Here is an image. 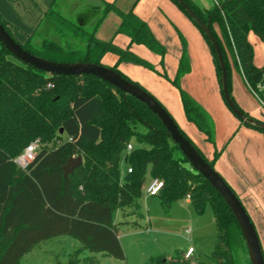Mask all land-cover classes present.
Segmentation results:
<instances>
[{
  "label": "trees",
  "instance_id": "1",
  "mask_svg": "<svg viewBox=\"0 0 264 264\" xmlns=\"http://www.w3.org/2000/svg\"><path fill=\"white\" fill-rule=\"evenodd\" d=\"M171 1L206 41L214 61L218 90L229 108L221 89V69L214 46L184 7L177 0ZM184 1L208 26L220 47L228 77V92L235 106L239 107L231 92L233 69L241 73L250 90L264 101V91L251 83L252 75L259 68L254 64L253 45L248 40L252 32L264 44V0H219L212 9L204 10L193 0ZM101 2L104 7L101 10L97 7L99 15L92 27L93 32L80 48H66L47 37L36 44L33 39L37 31L22 43L12 36L9 24L2 17L0 23L23 49L47 60L102 64L104 55L114 54L116 61L107 67L127 80L131 79L118 69L120 63L151 70L176 90L186 121L204 135V140L214 144L215 124L208 112L182 86V76L190 70L183 36L180 35L183 48L178 66L170 78L164 69L157 70L130 48L131 45L148 48L160 56L159 64L163 67L166 47L156 40L147 22L136 16L132 9H120L114 0ZM110 11L120 17L115 33L129 37L124 48L112 39L103 40L94 34ZM45 17L59 31L84 30L82 24L63 18L52 7ZM132 82L141 87L138 82ZM239 109L253 120L264 123L241 107ZM236 119L264 135V129L259 125L239 117ZM140 126L146 128L145 132L139 130ZM178 127L213 167L221 151L214 148L212 157L207 158ZM61 128L63 133H60ZM36 138L41 144L36 156L25 169H19L12 159ZM130 142L133 148L126 152ZM73 155H81L83 164L64 177L62 166ZM121 162L131 171L121 173ZM147 171L152 178L162 180V189L156 196L166 208L184 197L189 198L197 213L211 207L216 240L208 259L197 258L196 264H251L245 254L247 248L242 232L228 205L191 167L178 144L171 140L166 127L145 104L99 77L89 74L49 75L17 60L0 43V264H20L24 254L40 241L59 235L76 238L81 248L73 250L65 262L57 259L55 264H79L86 258L81 257L83 251L104 253L123 260L125 254L113 215L118 209L124 216L137 211ZM145 264L191 262L184 260L183 253H180L170 258L166 255L152 257Z\"/></svg>",
  "mask_w": 264,
  "mask_h": 264
},
{
  "label": "rangeland",
  "instance_id": "2",
  "mask_svg": "<svg viewBox=\"0 0 264 264\" xmlns=\"http://www.w3.org/2000/svg\"><path fill=\"white\" fill-rule=\"evenodd\" d=\"M123 1H128L129 4H131L130 6L135 3V0ZM194 1L202 9H212L215 5H217V2H219V0H201L199 2L197 0ZM114 2H116V5L121 8L120 4H123L122 1L119 2V0H114ZM99 5L100 6L95 3H87L84 0H75L72 4H68V9H65L63 12L64 14L62 13L61 16L63 18L65 17L69 20H72L74 23L82 24L84 30L77 29L74 31H59L55 28L53 23H48L39 28L36 33V37L33 39L34 43L37 44L40 42L41 38L47 37L48 39L51 38L58 41L66 48L83 47L85 45L86 38L90 35V33L93 32L92 27L94 26L99 15L97 7H99V10L103 9L104 7V5L101 3H99ZM156 16L157 32H159V34L162 36V42H165L167 51L169 53L167 56L168 58H166L165 61V66L167 75L171 77V73L175 68L174 56L179 49L178 46L180 44V39L177 31H175L174 27L170 23L169 26L172 30L166 29L163 24V20L161 21L158 14H156ZM156 16L154 18H156ZM191 25L194 28H192V26H184L183 30L178 29L182 32L183 37L186 39L189 45V52L193 53V74L187 77L189 83L188 87H190L189 90H192V94L199 95L203 93L206 95L207 93H212V91L215 90V87H218L214 61H212V55L202 34L196 29L193 23H191ZM175 26L178 27L177 24H175ZM102 65L104 64L102 63ZM132 78L133 77H130L129 79L137 82ZM145 79L149 83V86L145 88L142 84L140 85L139 83V85L145 88L147 92L152 94L158 102L162 103L166 110H168V112L171 114L175 123L182 127V122L179 118V115L183 114V109H181L179 95L176 91H174L175 89L171 88L173 90L170 93H161L164 89L162 85L161 87L158 86V83H156L151 78L146 77ZM197 88H199L200 93L195 91ZM183 89H185L184 86ZM191 93L190 95H192ZM216 93H218L221 97L219 90H217ZM251 98L253 101H255L261 112L264 113V107L258 102L256 97L252 96ZM228 110L231 113V116L237 120L229 108ZM139 130L141 132H145L146 128L140 126ZM221 134L222 132L217 133L218 136L215 135L213 138L215 141L214 144L206 142L204 146L201 145L200 147H197L202 152V154L208 152L209 149L212 154L214 148H217V150L221 151V153L223 152L221 163L226 162L227 164L232 165V168L235 170V172H237L235 174L240 181L241 178L243 179L246 177H243V173L240 172V170H237L242 166L241 161L236 159L235 156L231 154V152L225 153L227 148L224 149L225 141ZM213 167L216 171H218L215 167V164ZM260 169L261 180H264V165ZM126 170V165L121 162V173L125 172ZM218 172L223 177V179L228 182L226 177L220 171ZM262 183L264 185V181ZM228 185L230 186L229 182ZM241 188L243 189V187ZM232 189L234 192L236 190L235 193L238 199L242 201L248 216H250L252 220L255 231L259 236L260 245L264 255V191L262 190L263 192H260L257 194V196H255L249 192H238V188L234 189L233 187ZM138 202L140 206L132 215H121L119 210L115 212V217H117V220L119 221V227L121 230L119 233L122 239V249L124 251L125 258L123 260H117L109 255H99L96 257V259L92 257V259L89 260V255H84L83 253L81 257L86 258L79 262V264H145L152 257L165 255L169 258L176 257L178 254L183 253L190 245L197 250V253L194 259H185L183 257L184 260H190L191 264H196L197 258L203 261L208 259V255L213 250L216 240L215 222L210 206H207L202 213H197L192 208L191 203H184L185 198H183L181 201L187 207L185 210L177 209L176 206L171 207L173 203L170 205V207L166 208L160 203L157 197L153 198L152 200L147 199L146 201L144 196H141ZM189 216L194 218V221L196 219L193 224H191L192 220L189 218ZM169 217L174 220H170ZM186 228H191L193 230L188 234L185 232ZM133 231L137 232L126 235V233H132ZM78 245L79 242L74 237L67 235L57 237L55 236L53 239L40 241L39 244H37L30 252L25 253L20 263L55 264L57 259L65 262L71 251L77 248ZM245 254L247 255V250H245Z\"/></svg>",
  "mask_w": 264,
  "mask_h": 264
},
{
  "label": "crops",
  "instance_id": "3",
  "mask_svg": "<svg viewBox=\"0 0 264 264\" xmlns=\"http://www.w3.org/2000/svg\"><path fill=\"white\" fill-rule=\"evenodd\" d=\"M74 1L75 0H0V17H2L9 24L12 36H14L19 42L23 43L26 41L28 35H31L33 34V32L38 31L39 28H41L45 24L50 23V20L46 19L45 17V13L48 11L50 7L55 9L58 13L62 14L65 9H68L67 5L70 3L72 4ZM84 1H86L87 3H95L98 6H100L99 3L103 4L101 0H84ZM120 1L123 2V4H120L121 7L120 9L125 11L127 9H132L136 16L140 17L141 19H144L147 22L150 31L153 33L156 40L161 42L164 45V47H166V44L165 42H162L163 40L162 36L159 34V32H157L156 14H158L161 21L163 20V24L166 29H171L169 26L171 24L174 27L175 31H177L180 39V44L178 46L179 49L176 52V55L174 56L175 68L174 71L171 73L170 78H172L175 75V71L178 66V58L183 48L181 43L182 39L180 36V35L183 36V34L178 29L183 30L184 26L187 27L192 26L191 25L192 22L190 21V19H188L184 14H182V12L176 7V5L171 0H135V3L132 6H130L131 4H129L128 1L119 0V2ZM197 1L199 2L201 0H197ZM193 2L196 4L194 0ZM197 6L199 7V5ZM155 16L156 18H154ZM119 23H120V17H118V15L115 12L110 11L103 17L100 24L97 26L94 34L98 38L103 40L112 39L116 45L124 48L129 43V37L121 33H115ZM175 24H177L178 27H176ZM192 28L194 27L192 26ZM184 40L186 41L185 38ZM248 40L250 44L253 45L254 64L259 68V71L252 75L251 83H254L256 87L264 91V44L252 32L251 34H249ZM186 47H187L188 61L190 62V70L188 73L182 76V81L186 91L191 93L192 90H189L190 87H188L189 83L187 77L193 74V62H192L193 53L189 52V45L187 41H186ZM130 48L141 58H144L150 63H152L157 70L164 69L167 74L166 66H165L166 65L165 61L166 58H168L167 56L169 54L167 51V47H166V53L163 57V63H164L163 67H161L159 64L160 56L153 53L148 48L139 45H131ZM116 58L117 57L114 54H106L103 56L101 63H103L104 65L112 66V64L116 61ZM118 69L127 78L133 77L132 79H135V81L140 83V85L142 84L143 87L145 88L149 86V83L145 79L146 77H148L153 79L156 83H158V86L161 87L162 85L164 89L162 90L161 93H168V92L170 93L173 90L171 89L173 87L168 81H165V79H160L162 78L161 76H158L156 73L152 72L151 70L145 67H139L137 65L129 64V63L128 64L120 63L118 65ZM217 90L218 87L217 88L215 87V90H213L212 93L209 94L207 93L206 95L203 93L199 95L192 93L191 94L193 95V98L199 103V105L203 109H205L206 112H208L213 123L215 124L216 133L214 134V137L215 135H217V133L222 132L221 135L225 141L224 149L227 148L225 153L231 152V154H233L236 159L241 161L243 167L241 166L240 169H237L236 167V169L238 171L240 170V172L243 173L242 175L243 177L244 176L246 177L242 179L241 176L240 177L241 180L239 181L238 177L235 174L237 172L233 170L232 165L227 164L226 162L221 163L223 152L221 153L219 159L215 162V167L226 177L227 181L229 182L232 188L233 187L234 189L238 188L239 189L238 192L242 191L241 193L249 192L250 194L252 195L254 194L255 196H257V194L264 191L263 188L264 185L262 183L264 180L263 179L261 180L260 177L261 174L260 168L264 165V135L257 129L246 127L244 126L243 123H240L239 120L238 121L235 120L231 116V113L229 112L228 108H226L224 101H222L223 99L219 96L218 93H216ZM195 91H198L200 93L199 88L195 89ZM231 92L234 97V100L236 101L237 105H239V107H241L250 116L255 117L258 120L264 121V113L261 112L259 107L256 105L255 101H253V99L251 98L252 96L254 97V94L252 93V91H250V88L248 87L241 73L235 69H233L232 71ZM179 118L182 122L181 128L185 132V134L189 137V139L193 140L198 147H200L201 145L204 146L205 143L207 142L206 140H204V135L193 124L191 125L186 121L184 113L182 115L180 114ZM203 155H205L207 158L212 157L210 149L208 152L203 153ZM151 179L152 177L150 173L147 171L145 181L141 187L142 188L141 196L142 197L144 196V199L146 201L147 199L152 200L155 197L158 198V196H151L147 193V185L150 183ZM241 187H243V189ZM184 198H185L184 203L186 204L188 202L190 203L188 197H184ZM182 199H178V201L172 202L173 204L171 205V207L176 206L177 209L185 210V208L187 207L184 203L181 202ZM119 212L121 213V215H124L121 210H119ZM189 218H191L192 220L191 224H193L196 221V219L194 221V218H192L191 216H189ZM169 219L174 220L171 219V217H169ZM113 220H114V224L116 225L117 236L119 237V241L122 246L123 245L122 239L119 233L121 232V230L119 227V221L117 220V217H115V213L113 215ZM189 229H190L189 233H191L193 229L191 228ZM135 232L137 231H133L132 233H126V235L133 234ZM78 248H81L80 242L78 247L75 249ZM83 253L84 255H91L95 259L99 255L101 256L107 255L104 253L102 254L90 253L88 251H83ZM196 253L197 250L195 249L192 259L195 258Z\"/></svg>",
  "mask_w": 264,
  "mask_h": 264
},
{
  "label": "water",
  "instance_id": "4",
  "mask_svg": "<svg viewBox=\"0 0 264 264\" xmlns=\"http://www.w3.org/2000/svg\"><path fill=\"white\" fill-rule=\"evenodd\" d=\"M185 9L187 14L191 15L193 20L199 26L201 31L207 35L210 43L214 46L217 61L221 69V89L224 94V99L229 108L232 109L234 115L241 120L259 125L264 129V123L253 120L244 114L239 107H236L230 92L227 87L226 67L222 58L220 47L217 45L215 38L213 37L208 26L195 15L189 5L184 0H177ZM0 43L5 49L10 52L17 60L35 67L47 74L56 75H81L89 74L95 77H99L105 80L110 85L115 86L125 94L132 95L138 101L145 104L149 110H151L161 123L166 127L167 133L174 143L179 146L183 156H185L190 163L191 167L200 173L211 186H213L219 193L224 202L228 205L233 217H235L239 226L240 232L244 238L245 247L247 248L248 258L251 264H264L263 250L260 245V240L250 216H248L246 209L232 190L231 186L223 179V177L216 171L207 161L199 154L197 149L187 138L182 134L178 125L174 122L168 110L159 103L155 97L149 94L145 89L133 83L131 80H127L121 76V74L114 69H111L102 64H94L91 62H56L53 60H47L38 55L32 54L29 51L22 48L21 44L15 41V39L8 34L5 27L0 23ZM60 133H63V129H60ZM83 164L81 155H73L68 157V161L62 166L63 175L67 177L72 173L74 169Z\"/></svg>",
  "mask_w": 264,
  "mask_h": 264
},
{
  "label": "built area",
  "instance_id": "5",
  "mask_svg": "<svg viewBox=\"0 0 264 264\" xmlns=\"http://www.w3.org/2000/svg\"><path fill=\"white\" fill-rule=\"evenodd\" d=\"M50 86L51 84L48 85V87ZM252 93L254 94L258 102L264 107V101L258 97L255 91H252ZM68 139L70 140L71 138L69 137ZM40 145H41L40 139L36 138L32 140L31 142H29L24 147V149L21 151V153L12 159L19 169H25L28 166V164L33 161L34 157L36 156L37 149L40 147ZM132 148H133V145L130 142V144L127 145L125 150L126 152H129ZM130 171L131 169L127 168V172H130ZM162 186H163L162 180L158 178H152L150 183L147 185V193L151 196H156L159 193V191L162 189ZM185 232L189 233L190 229L189 228L185 229ZM194 252H195V249L192 246H190L183 253V257L185 259H191Z\"/></svg>",
  "mask_w": 264,
  "mask_h": 264
}]
</instances>
